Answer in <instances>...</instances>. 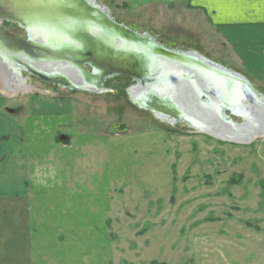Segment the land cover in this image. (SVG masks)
Returning a JSON list of instances; mask_svg holds the SVG:
<instances>
[{
  "label": "rangeland",
  "instance_id": "rangeland-1",
  "mask_svg": "<svg viewBox=\"0 0 264 264\" xmlns=\"http://www.w3.org/2000/svg\"><path fill=\"white\" fill-rule=\"evenodd\" d=\"M96 4L126 28L239 71L205 21L183 6ZM4 27L27 38L16 24ZM31 79L35 94L10 100L0 95L21 135L2 139L0 164L17 149L24 152L33 229L68 236L63 244L42 245L47 264H133L147 247L145 260L158 249L170 264H191L197 242H212L216 257L228 256L234 247L263 246L264 138L237 145L194 134L185 125L162 124L128 101L134 82L127 76L105 80L103 87L113 94L71 92ZM247 79L264 96V83ZM37 99L64 110H37L32 103ZM10 211L1 205L0 221L9 232L17 225Z\"/></svg>",
  "mask_w": 264,
  "mask_h": 264
},
{
  "label": "water",
  "instance_id": "water-1",
  "mask_svg": "<svg viewBox=\"0 0 264 264\" xmlns=\"http://www.w3.org/2000/svg\"><path fill=\"white\" fill-rule=\"evenodd\" d=\"M5 22L23 28L27 39L4 29ZM0 65L21 88L28 87L21 70L92 94L107 92V78L128 76L135 82L131 103L166 124L235 144L264 138V96L245 77L124 27L96 0H0Z\"/></svg>",
  "mask_w": 264,
  "mask_h": 264
},
{
  "label": "crops",
  "instance_id": "crops-1",
  "mask_svg": "<svg viewBox=\"0 0 264 264\" xmlns=\"http://www.w3.org/2000/svg\"><path fill=\"white\" fill-rule=\"evenodd\" d=\"M135 3L160 7L183 6L192 15L205 21L209 30L236 64L239 70L236 72L259 84L264 83V0H135ZM0 94L8 97L2 92ZM37 101L32 102L37 110L43 111L45 107L48 108L46 111L51 110L55 113L64 110L62 106H54L46 100ZM6 107L5 101L0 100V144L2 139L8 136L19 140L17 137L19 130L18 128L14 130L15 122L12 119L15 115ZM17 142L15 140V143ZM3 151L4 149L0 153V158H3ZM9 154V160L6 159L0 164V211L1 205L10 206L11 211L15 213L17 225L9 232L4 230L7 224L0 221V264H47L46 257L49 254L43 251L42 245L47 247L55 241L63 244L68 236L63 232L46 233L44 230L41 231L42 226H37V231L33 229L35 225L28 197L30 167L24 152L17 149ZM22 218L26 221L24 225L20 222ZM259 235L262 247H254L252 251L234 247L229 249L228 256H214L215 254L211 252L212 242H197L196 250L190 256L191 264H264L262 236L264 233L261 232ZM34 239L39 241L34 242ZM147 249L149 247L141 252L140 259L135 257L131 263L170 264L165 261L161 251L158 255V249L153 259L145 260L143 255Z\"/></svg>",
  "mask_w": 264,
  "mask_h": 264
},
{
  "label": "bare ground",
  "instance_id": "bare-ground-1",
  "mask_svg": "<svg viewBox=\"0 0 264 264\" xmlns=\"http://www.w3.org/2000/svg\"><path fill=\"white\" fill-rule=\"evenodd\" d=\"M12 79L13 77L11 73L0 65V92H2L4 95L8 97H17L22 93L25 94L30 91H35V89L32 87H27V89H23L20 85H14Z\"/></svg>",
  "mask_w": 264,
  "mask_h": 264
},
{
  "label": "flooded vegetation",
  "instance_id": "flooded-vegetation-1",
  "mask_svg": "<svg viewBox=\"0 0 264 264\" xmlns=\"http://www.w3.org/2000/svg\"><path fill=\"white\" fill-rule=\"evenodd\" d=\"M96 3H97V0H96ZM98 7H100L101 9H102V11H104L105 12V10H104V8H102L100 5L98 6ZM5 24H11V23H8V22H5V23H3V27H4V25ZM13 24V23H12ZM20 27V26H19ZM5 28V27H4ZM21 28V27H20ZM128 28V27H127ZM6 29V28H5ZM21 29H23V28H21ZM130 29V28H129ZM24 30V29H23ZM130 30H132V29H130ZM9 31V30H8ZM25 31V30H24ZM132 31H134V32H136V33H140L141 35H143V36H146V37H148V38H152L156 43H163L164 45H166V43L163 41V40H161V39H159L157 36H155V35H150L148 32H146V31H143V30H132ZM10 32V31H9ZM12 33V32H11ZM13 34V33H12ZM16 35V34H15ZM149 35V36H148ZM22 37V36H21ZM167 46V45H166ZM87 69H88V71L89 72H92V68L91 67H89V66H87ZM21 72L23 73V74H26L23 70H21ZM127 78H130V77H128L127 76ZM108 79V78H107ZM131 79V78H130ZM132 80V79H131ZM133 81V80H132ZM104 84H105V82H104ZM135 84V83H134ZM45 86H49V85H45ZM104 86V85H103ZM102 86V88H105V87H103ZM90 94V93H89ZM92 94V93H91ZM178 126H180V124H176L175 125V127H178Z\"/></svg>",
  "mask_w": 264,
  "mask_h": 264
},
{
  "label": "trees",
  "instance_id": "trees-1",
  "mask_svg": "<svg viewBox=\"0 0 264 264\" xmlns=\"http://www.w3.org/2000/svg\"><path fill=\"white\" fill-rule=\"evenodd\" d=\"M233 181V180H232Z\"/></svg>",
  "mask_w": 264,
  "mask_h": 264
}]
</instances>
